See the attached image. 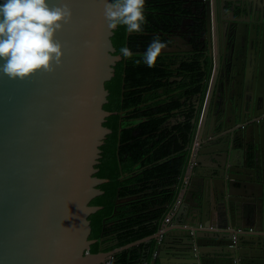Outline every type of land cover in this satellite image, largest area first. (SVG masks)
I'll return each mask as SVG.
<instances>
[{
  "label": "water",
  "instance_id": "water-1",
  "mask_svg": "<svg viewBox=\"0 0 264 264\" xmlns=\"http://www.w3.org/2000/svg\"><path fill=\"white\" fill-rule=\"evenodd\" d=\"M108 2L49 0L72 10L56 37L62 63L24 80L0 72V264H103L119 250H91L103 240L91 237L90 216L103 207L92 200L109 180L97 174L111 131L106 83L122 57L104 17ZM203 3L209 36L225 35L227 53L242 37L264 40V0ZM218 70L210 87L218 100L208 104L175 210L137 240L153 243L142 264H264V116L249 134L237 127L264 104V65L255 68L258 84L249 73ZM181 214L189 225L178 224Z\"/></svg>",
  "mask_w": 264,
  "mask_h": 264
},
{
  "label": "flooded vegetation",
  "instance_id": "flooded-vegetation-1",
  "mask_svg": "<svg viewBox=\"0 0 264 264\" xmlns=\"http://www.w3.org/2000/svg\"><path fill=\"white\" fill-rule=\"evenodd\" d=\"M151 1L152 2L146 4L145 11L161 16L148 17L144 27H147L150 30L149 32L145 31L144 33H151L153 37L152 39L158 36L162 41H171L168 47L162 52L165 56V62L169 63L168 68L170 69V74L168 77L163 78V87L165 88L167 86V92H163L164 88L161 87L160 91L162 95L160 99L162 100V105L169 107L173 102L169 96L173 95L178 99L179 104L177 105L176 103L174 107L164 109L158 113L156 102L157 97L153 96L148 100L141 98L142 100L140 99L139 103H137V74H135L136 77L133 76L130 81V77L127 73L128 69L137 68V66L132 65L134 62L133 57L137 55V50H132L127 41L124 47H128L132 53H134V56L131 58L121 57L115 65L114 76L109 80L113 81L117 75L119 67H121V89L118 101L114 95L115 81H113L114 83L110 86L108 85L109 81L106 83L109 89V95L108 102L105 103L104 107L111 111V113L106 117L104 124L109 127L111 131L107 134L105 142L102 145L103 151L100 164L102 163V159L106 157L105 163L111 165L110 159L114 156V151L118 152L120 166H123L124 162L128 163L132 156H134L133 149L137 148V135H143L142 132L144 130L145 122H148L151 129L144 133V136H150V138H152L150 144L154 146L152 150L155 151L159 148L158 145L162 144L161 142L163 141V139H159L161 137L159 135L173 134L175 133V130L176 132H179V130L183 128L186 119L191 118L192 122H195L196 124L193 141L191 144L185 145V148L183 147L182 149L183 151L177 155L178 157L181 155L184 156L188 150L191 154L192 148L196 147L195 138L207 127L204 125V120L207 115L208 104H215L214 100L216 99V95L210 96V87L215 70L219 69L220 71H223V68H227L228 66V68L235 70L238 76H243L244 72L245 74L249 73L250 78L252 77V83H262V80L258 79L259 76L256 79L254 78L256 75V65H264V63H262L264 61V40L262 38L259 39L256 44L254 41L247 39V37H242L238 41L237 48L233 51L231 50L230 53L229 51L227 53L226 46L228 45V41L225 35H221L219 38L209 36L208 30L206 29V7L203 0ZM118 27L116 28L115 36L117 35ZM129 34L130 33L127 32L126 35ZM115 46L116 53H120L116 43ZM141 51L144 52V50ZM258 52L263 54V56L261 57V54H258ZM246 54L247 56H245ZM196 57L202 67H204L205 59L210 57L212 61V75L206 93L204 92L205 77L204 75H201L202 78L199 76L198 89L190 99L187 96V93L184 94L183 92L184 89L188 87L189 80V76L185 74V66L183 65L185 61H189ZM244 57L248 58V60L245 61ZM223 61H226L225 64H223ZM218 64H220V67ZM247 69L249 70L247 71ZM132 82H135L136 84H133ZM154 84L156 85V83ZM263 109L264 104L255 105L254 112L256 116H254V119L239 121L237 127L243 132H248L249 134V132L256 126L254 121L257 123L262 120L264 116V112H262ZM159 118H161L160 122H158ZM252 124H254L253 127L251 126ZM250 127L251 129L249 130L248 128ZM165 138L163 142L170 144L169 140H166ZM172 144H174V142ZM170 157H173V155ZM168 160L171 159H165V161ZM138 172H140V168L137 169L136 162L133 173L128 174V172L123 171L120 176V178H126L129 179V181L123 184V186H119V192L121 189H123V192H118L114 212L117 211L118 205H123L128 214L124 218V221L121 220L124 217L122 215L119 217H113L112 215L105 219L104 224L107 228L106 232H104L105 234L101 236L103 237V240L95 242L99 243L98 250L100 249V243L102 244V250L107 252L118 248L119 250L110 253L103 264L143 263L145 253H142L141 251L140 254H143L142 258H139L137 261V239L118 245L119 240L122 238L123 230H127L126 228H130L129 226L137 228V221H134V218L137 216V207H145L141 202L137 205V200L142 199L144 195L143 193H140V190V192H137L138 182L136 176ZM182 173L183 172L179 171L177 174L173 175V178L174 176H177V181L174 183L171 181L172 177L170 178L167 174L162 175L161 179L155 177L152 178L153 180L150 182L151 185L158 182L160 183L159 190L160 188H163L164 190L167 189V193L164 191L162 194L163 200L161 203L157 204L149 202L145 207L146 209L144 211L152 213V216H150L148 220L155 222L161 212L168 210L170 206V196L173 195L174 188H176L177 184L179 186L180 180L183 182L185 178V174ZM132 177L135 178L130 180ZM152 190L153 187L148 186L145 187L143 192L148 191L150 195L147 197L150 198L151 195H153ZM160 193H162V190H160ZM101 237L98 239L100 240ZM94 244H92V246Z\"/></svg>",
  "mask_w": 264,
  "mask_h": 264
},
{
  "label": "trees",
  "instance_id": "trees-1",
  "mask_svg": "<svg viewBox=\"0 0 264 264\" xmlns=\"http://www.w3.org/2000/svg\"><path fill=\"white\" fill-rule=\"evenodd\" d=\"M150 2L152 1L147 0V3ZM145 14L146 18L161 16L150 13L149 11H145ZM147 29V27H144V31L142 33H130L129 35H126V28L124 26H119L117 29V35L114 37V39L118 49L124 47L125 43L128 41L130 48L132 50H137V55L134 56L133 53L134 62L132 64L133 66H137V68H131L127 71L130 77V81L131 78L135 76V74H137V103H139L141 98L144 100H148L150 97H157V111L158 113H160L162 110L174 107L176 103L177 105L179 103L178 99H176L173 95L169 96V98H171V100L173 101L169 107H167L166 105H162V100L160 99L162 95L160 89L161 87L164 88L163 78L168 77L170 74V69L168 68L169 63L165 62L164 54L162 53L161 57L158 58L157 64L154 67H148L143 62V53L146 51L148 45L153 40L151 33H144L145 31L149 32L150 29ZM141 50H144V52ZM137 60H139L140 63H136ZM183 66H185V74L189 76L187 85L188 87L184 89V94L187 93V96L190 99L193 97V94L198 89L199 76L202 78L201 75H204L205 77L204 92L206 93V91H208V85L210 77L212 75V61L210 57H207L205 59L204 67L199 64V60L197 57L189 61H185ZM121 73V67H119L117 75L113 79V81H115L114 95L117 101L120 98V80L122 76ZM113 81H109L108 85H112L114 83ZM132 83L136 84L135 82ZM154 83H156V85ZM163 92H167V86L164 88ZM131 96L134 98L132 94ZM160 121L161 118H159L158 122ZM149 129L151 128L148 122H145L144 130L142 132L143 135H137V148L131 146L132 148H134V156H132L128 163L124 162V165L120 166L118 152L116 151L113 152L114 156L112 157V159H110L111 165H107L105 163L106 157L102 159V163L99 165L100 171L98 172V174L103 177H108L110 178V180L100 185V187L105 189V192L92 200V203L94 204L103 205L101 209H99L95 213H92L90 216L93 225V230L91 233L92 237L99 238L103 234H105L104 232H106L107 227L105 226L104 222L105 219H107L109 216L111 217L113 215V217H119L122 215L124 217L121 220L124 221V218L128 214L126 208L124 209L123 205H118L117 211L114 212V207L116 206V198L119 192V186H123V184L129 181V179L120 178L123 171L128 172V174L133 173L134 165L137 162V169L140 168V172H138L136 176L138 182L137 192L141 191L140 193L144 194L142 199L137 200V205L141 202V204H144L145 207L149 202H154L157 204L161 203L163 200L162 194L164 193V191L167 193V189L164 190L163 188H160V190H162V193H160V195L153 198L147 197L148 195H150V193L148 191L143 192L145 187H153V195L159 194L160 192L159 183L157 184L156 182L153 185H151L150 183L153 180V177L161 179L162 175L167 174L170 178L172 177L171 181L172 183H174L175 181H177V176H174L173 178V175L177 174L179 171L184 173L190 151L188 150L187 153L184 154V156L181 155L180 157H178L177 154L183 151L182 149L185 145L192 143L196 129L195 122H192L191 118H187L183 128H181L179 132H176L175 130V133L173 134L159 135L161 136L159 139H163L164 141V138L166 137L165 139L169 140L170 144H166L162 141V144H159V148L155 151L152 150L154 146L150 144L152 138H150V136H144V133L148 132ZM173 142L174 144H172ZM171 155H175L176 157L172 158L170 157ZM166 158H169L171 160L165 161ZM134 178L135 177H132L130 180ZM176 190L177 188H174L173 195L170 196L171 203L175 199ZM121 192H123V189H121L119 193ZM145 207H137V216L134 218V221H137V228L129 226L130 228H126L127 230H123L122 238L119 240L118 245L133 241L135 239L138 240L154 233L157 230L158 225H156L154 221L148 220L149 217L152 216V213L144 212V210L146 209ZM152 244L153 243L150 241L137 244V261L139 260V258H142V253H144L143 251H146ZM98 245L99 243H95L91 247V250L97 251ZM140 251L142 252L141 254ZM137 264H140V262H138Z\"/></svg>",
  "mask_w": 264,
  "mask_h": 264
},
{
  "label": "clouds",
  "instance_id": "clouds-1",
  "mask_svg": "<svg viewBox=\"0 0 264 264\" xmlns=\"http://www.w3.org/2000/svg\"><path fill=\"white\" fill-rule=\"evenodd\" d=\"M147 0H111L104 17L109 29L124 26L128 33H142L147 22ZM67 3L51 6L49 0H5L0 4V72L10 79H28L39 71L53 72L62 63L63 45L57 33L70 22ZM171 41L154 37L143 53V62L154 67ZM120 54L131 58L132 51L121 47ZM136 63H140L139 60Z\"/></svg>",
  "mask_w": 264,
  "mask_h": 264
},
{
  "label": "built area",
  "instance_id": "built-area-1",
  "mask_svg": "<svg viewBox=\"0 0 264 264\" xmlns=\"http://www.w3.org/2000/svg\"><path fill=\"white\" fill-rule=\"evenodd\" d=\"M192 154H193V153H192ZM177 203H178V199H176V200H175V201L169 206V208H168V210H167V213L165 214L164 219L162 220L163 224H165V222H167V221L170 220V218H171V216H172V214H173V212H174V210H175V207H176ZM186 224H187V223H185V225H186ZM250 229L252 230L253 228L251 227Z\"/></svg>",
  "mask_w": 264,
  "mask_h": 264
},
{
  "label": "crops",
  "instance_id": "crops-1",
  "mask_svg": "<svg viewBox=\"0 0 264 264\" xmlns=\"http://www.w3.org/2000/svg\"><path fill=\"white\" fill-rule=\"evenodd\" d=\"M217 100H218V98H216L215 100H214V103H216L217 102ZM174 157H176L175 155H173V157L172 158H174ZM158 183V182H157ZM159 185H160V183H159ZM177 186H178V184L176 185V188H177ZM160 193V192H159ZM158 195H160V194H156V195H151V197L150 198H153V197H157ZM152 203H154V202H152ZM144 212H147V211H144ZM140 213H142V212H140ZM185 218H186V214H181V216H180V222L178 223V224H182V225H185V223H184V221H185ZM187 224L186 225H189V222H186ZM250 229V228H249ZM264 238V233L261 235V239H263Z\"/></svg>",
  "mask_w": 264,
  "mask_h": 264
}]
</instances>
